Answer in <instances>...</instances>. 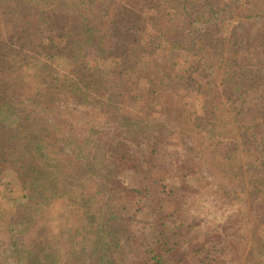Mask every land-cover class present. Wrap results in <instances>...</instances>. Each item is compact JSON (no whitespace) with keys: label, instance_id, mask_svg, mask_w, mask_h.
<instances>
[{"label":"trees","instance_id":"trees-1","mask_svg":"<svg viewBox=\"0 0 264 264\" xmlns=\"http://www.w3.org/2000/svg\"><path fill=\"white\" fill-rule=\"evenodd\" d=\"M13 1L0 0V186L22 210L0 202V262L264 264V0ZM59 83L82 110L29 92ZM200 121L208 139L188 128Z\"/></svg>","mask_w":264,"mask_h":264},{"label":"rangeland","instance_id":"rangeland-1","mask_svg":"<svg viewBox=\"0 0 264 264\" xmlns=\"http://www.w3.org/2000/svg\"><path fill=\"white\" fill-rule=\"evenodd\" d=\"M243 1L245 2L247 0H243ZM13 2L14 3H17L18 0H14ZM0 9L1 10H4L5 9V6H0ZM115 29H118V28L116 27ZM41 30L43 31V33L46 36H49V35L52 34L51 30L50 29L48 30L45 26H42ZM120 30L121 31H125V29H120ZM65 32H67V35H68V34H70L71 29L68 28V31H65ZM1 39H2V37H0V40ZM22 55L25 56L24 54H22ZM150 62H152L151 58L146 57V58H144L142 60V62L140 64H143L145 66V69H146V66H147L146 64H149ZM52 64H53L52 66H54V63H52ZM39 66H41V64L40 63H36V64H33L32 67L36 71L39 70V72L44 75V78H45V75H48L50 73L56 75V74H58V72H60L58 69H56L57 67H54V69L52 70V69H49V68H47V69H41V68H39ZM45 66H47V65H45ZM139 69H141V68H139ZM143 69H144V67H142V69L140 71H142ZM28 70H29V72H32L31 71L32 70L31 68L28 69ZM63 72L66 73L65 71H63ZM159 78H161V77H159ZM64 79L66 81H69V80L66 79V77L65 78L64 77H61V79L59 78V81L58 82H62V80H64ZM158 81L160 82L161 79L158 80ZM45 84H47V85L49 84V79L47 80V82ZM37 91H40L41 93H43V95L41 97H44L47 102L56 104L59 107H61L62 109H66L68 107V109H70V108H74L75 109L76 108V111H78L77 109L82 110V107H80L77 104V102L74 99L73 94L68 89V87H66L64 85L61 86L60 83H59V86L58 87L57 86H49V88H47V87L45 88L43 86H39V88H37L36 91L30 90L29 92L36 93ZM28 94L29 93H27V95ZM181 100L183 101V99H180V97H177L176 98V101L174 102V107L176 109L177 116H178V113H179L180 108L182 106ZM112 106L116 110H118L119 112H121V113L124 112V109L125 108L122 105V102H121V98L120 97H118L117 100L116 99L113 100ZM243 106H245V104L244 105H238V107H240V108H242ZM248 107L251 108L250 105ZM121 113H120V115H123L122 117H120L121 120H123L124 123L125 122L127 123V116H129V115H126L125 113H122V114ZM200 122L201 123H200L199 127H196V126L194 127L193 126V128H192V126H190V127L188 126V128L189 129H192L194 131L197 128V131L199 132V134L202 135L203 137H205L206 139H208L209 135L207 133H204L202 131V129H203L202 122H204V121H200ZM114 126L116 127V125H114ZM114 126L109 127V131L111 133H114V130H115V127ZM185 129L188 130L187 127ZM53 131H54L53 129H50V131H49V133H50L49 136L50 137L53 136V133H52ZM46 132H48V131L46 130ZM231 135H232V133H231ZM118 136L116 138H113L112 141L113 140H117L118 141L119 139H122L123 138V133L119 134ZM50 137H48V138H50ZM95 141H96V136L93 135L92 137H90L89 142H90L91 145L94 144ZM106 141H107V139L104 140V144L102 145L101 150H99V152L102 151L101 154H103L102 156H104L105 158L106 157H110V155L115 150L113 146L108 145V144H105ZM94 148H96V147H94ZM95 152H96L95 150L92 151L93 154ZM99 152H97L96 154H98ZM246 155H247V157H246ZM243 157H244L243 159L247 162V166L244 169L240 170L238 172V174H241L242 175L241 176L242 179H240L241 184L242 185L243 184L244 185H248L246 188H249L250 187L249 180H251V179H253V178L256 177V175H257L256 170H259V167H258V164L256 163V161L254 159H253V162H252V160H251V162H249V155L248 154H245L244 153ZM71 168L72 167L70 165H68V164L67 165L66 164H60V165H57L55 167V171L57 173H61L62 174L63 172L69 171ZM240 189L242 190V188H240ZM5 192L10 193L11 192V189L8 188L6 185L0 186V202H3V205L4 206H9L10 209L22 210V201L20 199H17L18 201L15 202L14 201L15 197L13 196V198H12L11 195H7L6 196V193ZM9 198H10L11 201L9 200ZM110 201L111 202H110V205H109V211H111L112 214L109 213V216L106 215V218H107V222L106 223L114 224L116 222V215L114 216V214H116V212H117V215H119L118 207L120 206V201H119V198H117V197L112 198V200H110ZM142 217H143V219H144L145 222H148V219H149L148 218V214H145ZM250 228H251V223L248 224V229H250ZM13 233H14L13 232V227H9L8 226V227H6L3 230L2 236L8 238V237H11L13 235ZM66 242L68 244L71 242V238H70L69 235L66 236ZM23 256H24V258L26 260L27 255L26 254H23ZM58 256H59L58 254L51 255L50 262L52 264H56V260L58 259ZM0 264H11V261H7V262L6 261H3V262H0Z\"/></svg>","mask_w":264,"mask_h":264}]
</instances>
